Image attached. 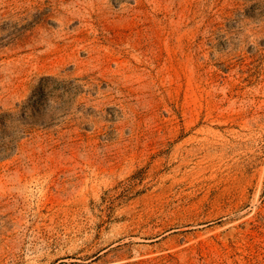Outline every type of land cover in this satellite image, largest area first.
Here are the masks:
<instances>
[{"label": "rangeland", "instance_id": "obj_1", "mask_svg": "<svg viewBox=\"0 0 264 264\" xmlns=\"http://www.w3.org/2000/svg\"><path fill=\"white\" fill-rule=\"evenodd\" d=\"M23 107L0 264H264V0H0Z\"/></svg>", "mask_w": 264, "mask_h": 264}, {"label": "trees", "instance_id": "obj_2", "mask_svg": "<svg viewBox=\"0 0 264 264\" xmlns=\"http://www.w3.org/2000/svg\"><path fill=\"white\" fill-rule=\"evenodd\" d=\"M37 90L39 93L42 92L39 86ZM25 112L26 109L23 107L19 116H14L9 112L0 113V160L14 154L19 140L30 132L31 124H33L32 118L41 114L39 109L33 107L29 119Z\"/></svg>", "mask_w": 264, "mask_h": 264}]
</instances>
